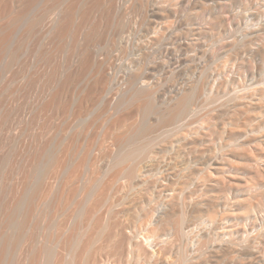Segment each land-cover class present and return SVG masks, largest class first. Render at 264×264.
Listing matches in <instances>:
<instances>
[{"label": "rangeland", "instance_id": "1", "mask_svg": "<svg viewBox=\"0 0 264 264\" xmlns=\"http://www.w3.org/2000/svg\"><path fill=\"white\" fill-rule=\"evenodd\" d=\"M81 1L80 3H83V1ZM109 1H113V5L116 3L115 7L111 5ZM112 1L108 0L110 3V5H108L109 3H107V0H104V2L100 0L98 7L96 6L93 9V14L90 16L92 18L89 17L91 20L82 15L83 11L81 12V9H83V7L80 8L79 14L80 16L82 15L83 18L81 17V19L80 16H78L79 14L75 16V18L78 17V19H81H79L80 21L75 19V21H77L76 23H78V25L76 24L77 28H79V30L76 29V35L73 33L76 36L75 43H73L75 38H70L74 35H70L68 37L69 40L66 38V40L63 39L59 42L55 33L48 36L50 39L46 36H39L37 34H23L21 36L22 40L19 49L16 52L14 50L15 56H18L15 61L12 63L6 60L9 64H5L6 61L1 60L4 65H1L0 68L5 65L7 66L0 69V240L3 239L4 241V237H6V240L8 237H13V241L12 243H6L8 240L4 242L0 241V251L5 250L3 253V260H1L0 264H26L27 254L32 253L37 257H32L33 254L29 255L32 258H29V264H33L34 261L35 264H52V259H48L49 257L44 255L45 253L50 254L52 252H48L49 249L51 250V247H54L53 250L55 253L52 252L50 258H53V254L54 256L56 254V257H54L55 261L58 260L60 263L63 261L61 264L70 263V256L67 259L68 262L66 258L64 260V257L68 256L65 243L69 241L73 243L74 240L75 246L73 244V247L75 250H72L75 251V254L73 251L71 253L75 255V259L72 254L70 255H72L71 259L72 261L75 260L76 264H238L240 258L238 260L237 258L239 256L242 258V255L235 254V252L233 253L232 251V253L230 251L228 253L224 248L226 244L228 246L227 242H231L232 239H235L233 240L234 242H238L243 240V237L245 239L246 236L253 233L254 229H250L249 221L244 220L245 210L241 209L236 202L245 197L247 192V194H250L247 189L245 190V186L246 184H253V176L248 170V167H246L247 164L244 156L235 155L237 153H234L235 151L233 150H237L236 152H240L239 154H241L244 148L245 150L247 149V151L250 149L253 153L256 152L254 149L258 148V145L259 148L264 149V126L257 127V120H259V117H264V110L261 109L258 114V110L253 108V102L256 97H252L253 95L256 96L254 89L258 87L257 84L259 81L264 80V31L250 33L249 29L258 22L256 20H252V22L249 21L252 13H258L260 11L259 15L261 14L263 18L264 0H258V2L256 1L253 5L250 4L248 7L240 4L239 0H189L190 2L188 0H175L177 3L172 0L171 5H169L171 0H142L144 3L140 0ZM198 1L204 3H199ZM23 2L24 0H15L14 2L6 0L0 5V27L4 25L1 19V14L3 12L9 11L16 5L14 11L16 10L15 12L17 14H20V12H22V14L24 13L23 8L25 4H23ZM102 2L103 5H101ZM206 2L207 4L205 5ZM174 3H176V7ZM120 5L124 8L120 7ZM51 6V4L48 5V7ZM80 6L82 5L80 4ZM105 6L113 8L114 10L111 11V9L105 8ZM117 6L123 9L124 16H121L123 15L122 9V13L120 11L119 16L117 13L118 11L115 10L118 9ZM156 6L159 9L160 7H165L167 10L165 8L164 10L168 11L169 15L166 11H163V8H161L162 13L164 12V16L167 14V17H156L152 15L151 13L157 10ZM207 6L209 9L212 8L210 10L208 8L206 9ZM250 6H252V8ZM171 9H173L172 12L174 13L171 12ZM107 12L110 14H107ZM86 20H89L87 24H85ZM254 21H256V23ZM70 39L72 40L71 43H69V41H71ZM70 44L75 45L71 47ZM70 50H73V52L71 53ZM3 53H6V51L4 50ZM9 53H11V55L14 54L13 52ZM41 53L45 55L43 56ZM5 55L8 54L6 53ZM5 55L3 57H5ZM84 57H86L85 60H83ZM74 59L81 60L76 63L77 67L80 68L76 67L77 75L75 79L70 78V80H67L64 75L61 74L63 71L62 68L64 64L67 65L69 63L70 66L68 65V67H72L71 65ZM89 60L91 63L88 62ZM95 63L101 64L103 67L101 68L105 71L102 70L103 73L101 72V75L103 74V77L109 79L104 80L106 82L100 80V83L99 81V87L105 84L103 87L105 92H101V94L99 87L96 86V80L93 82L92 78V69ZM104 73H107L106 75L108 77L105 76ZM135 73H138L137 76L140 78V84L144 82L149 85L150 83L154 91L156 89V99L158 100V98H160L158 102L168 99L171 95L175 94V91L183 88L186 84H192L194 87L195 85L198 86V88L194 89V100H191V108L189 111L191 113L188 112V114H186L185 119L183 118L184 120H181L183 122L179 121V123L175 124V127L177 124L179 126H177V129H174V124L168 125L169 127L172 126L173 128H171L173 130H177L174 133L173 131L171 132L173 133V135L171 134L173 140L169 137V142L171 141L172 143L169 144H178L175 146V149H179V152L178 150L177 152L180 154V157L173 156V162L171 161L172 168L177 171L169 167L172 175L177 173V177L180 179L181 177L183 178V182L178 178V181L181 183L178 181L172 182L176 184L178 182L179 184L177 185L164 181L160 174L162 172H159L161 170L160 168L158 174L156 172L155 176L157 179L159 178L161 180H154L156 177L153 173H155L154 169L156 170V167L149 171L152 172V175L151 173L148 174L149 172H145L144 175L147 174L145 176L142 175L144 176L143 180L137 181V184L133 183L131 188L130 185L128 186L127 179L123 175L114 178V173H111L113 176L109 174L110 177H103L102 174H99L101 173L99 170L102 165L110 158L115 157L118 153L119 147L117 146L118 143H116L115 137L121 136L122 134L127 136L128 132L130 134V132L135 130L137 125L139 126L142 121L150 123L154 119L152 113L148 114L150 116L149 119L148 115H144L142 111H137V114L134 112L132 113L133 115L129 117H123L126 120L124 122V119L122 120L120 115L111 116L109 113L111 104L118 99L122 91L133 83H139L137 80H129V78L133 77L130 75H135ZM94 85L96 87H94ZM238 96L242 99L238 98ZM231 97H236L237 100L236 98H232L231 100ZM83 100L86 102H83ZM210 106L211 108H209ZM224 107L225 110L223 109ZM232 110L236 115L232 113ZM120 120H122V122H120ZM119 123L122 124L120 125ZM163 125L165 124H160L156 127H164L161 128L163 132L165 131L163 129H167L165 128L166 125ZM121 130L125 133L121 132ZM158 130L154 131L158 134L160 129L158 128ZM231 130L234 132L233 136L229 134ZM168 131L169 130L162 134L169 136L170 131ZM115 134H117V136H115ZM148 136L145 135L144 139L141 138L136 140L137 143H135V146L136 144L137 146H145L148 144V139H145ZM126 142L128 141H124V144ZM191 144L193 147H191ZM127 145L128 143H126V146ZM241 145L244 147L243 149ZM233 146H235V148H233ZM130 147L128 145L129 150L131 149ZM191 149L194 152H192ZM194 153L200 155L196 156ZM196 158L197 160H195ZM201 158L202 160H200ZM203 158L206 159L204 160ZM215 159L218 160L219 166L211 165V163H213L211 161H215ZM228 159L232 161L233 164H236L232 166L233 164ZM53 161H55V163ZM204 161H208V163H204ZM263 161L264 157L259 159V164L261 166L262 164L264 166ZM129 163L131 164V162ZM45 164L47 168H45ZM205 164L206 166H204ZM222 164L224 166H221ZM207 166L208 168H206ZM214 166H216V168L221 166L220 168L224 172L221 169L216 170ZM210 167L211 169H209ZM180 171L181 173H185L183 174L184 177L179 173ZM217 178L220 181L222 179V182H228V184L234 187L227 192L229 194L227 196L230 199L229 203L233 201L231 204H229L228 201L226 204V201L217 194L219 192H212L211 190L212 193H210V191L208 193L207 190L210 188V182L214 185V181L218 180ZM239 179H241V181ZM156 183L160 186L156 185ZM237 183L241 185L238 186ZM37 185L39 187H37ZM97 185L98 188L95 187ZM174 185L176 187H174ZM33 187L35 189L37 187V190L34 192L37 191L38 205L36 204L37 207L35 206L30 213L26 224H22L23 229L18 233H14V229H12V225H10L11 218L9 220L14 209L13 205L18 198L24 197L31 189L34 190ZM166 187L168 188L166 189ZM177 187L183 189V192ZM190 187L192 190L196 189L193 194V197L196 195V198L200 197L203 192L204 196H212L214 194L218 197L220 196L219 198L222 205L221 212H223L221 219H223H218L217 222L214 220L213 223H211L212 219L210 222L208 221L210 219H208L205 221V225H200L198 228L195 225V227L192 226L193 232L191 234L192 236L190 235L188 238L190 239L188 240L190 245L188 243V245L186 244L188 246H186V252L184 250L180 251V249L183 248L182 246L185 245L186 239L183 241L184 238L178 239L177 237V240L173 234L171 235L169 232H165L162 238L164 237L163 239L169 240V245H166L165 250L162 245H160L161 242L158 241L162 238L156 239L157 241L155 240L154 243L156 244L154 246H157L154 247V258L152 257V260H150V258H146L145 260L143 258V260H141L142 258H137V255L134 254L133 251H130V247L124 246L125 248H123V250L118 248L115 249V246L112 245L108 238L109 236L107 237L108 233H105L106 235L104 233L101 234L102 236L100 235V228L101 230L103 229L106 218L111 217L112 221H115L114 224L125 225L126 232L134 234L136 240L144 239V237L147 236V232L145 231L150 224V216L156 215L158 211L157 208L163 203L161 199L166 194L181 192L183 193V197L182 194H179L180 198L183 200L184 196L185 198L187 197L186 199L184 198V201L186 200L187 202V195L189 192L187 188L190 189ZM91 188H96L97 190L93 191ZM163 188H165L166 191H164V194H161V189ZM184 189H186V195L184 194ZM51 190L54 192L53 196L55 195L54 197L57 198L55 200L54 197H50L51 199L53 198V200L50 201L49 204ZM54 190H57V192L60 191L59 194L61 197L58 193H56L58 194L56 196ZM234 190H236V192ZM38 193H40L39 196ZM159 194H161V196H158ZM99 199L100 203H98ZM163 199H165V197ZM225 205L226 208H224ZM230 205L234 206L231 207ZM243 210L244 213L241 212ZM233 211L238 215H234ZM231 212L233 213L231 214ZM147 217L149 221L146 220ZM15 221L16 224L20 222L19 216L16 215ZM244 227L246 231H243V229H245ZM257 229H259V227H257ZM77 231L82 233L79 234ZM237 235L238 238L236 237ZM170 240L172 242H170ZM207 242L210 243L207 244ZM56 244L59 245L57 246ZM219 245H221L222 248H218ZM262 246H264V244H262ZM159 249L160 251H158ZM40 250H42V252L45 251V253L38 255V253H41ZM211 250L218 251V254L215 251L213 253ZM202 251H204V253L206 251L207 255L212 252L210 255L211 257L206 256L207 258L205 257L197 260L196 256L198 257V253L204 254ZM225 252L227 253L225 254ZM49 254L47 255L50 256ZM182 255H185L183 259ZM187 257L188 260L186 261L185 258L187 259ZM232 260L234 262H232ZM200 261L203 262L200 263ZM58 262L54 263L53 261V264H59ZM243 263L252 264L250 259L240 260L239 264ZM253 263L255 264V261Z\"/></svg>", "mask_w": 264, "mask_h": 264}, {"label": "bare ground", "instance_id": "2", "mask_svg": "<svg viewBox=\"0 0 264 264\" xmlns=\"http://www.w3.org/2000/svg\"><path fill=\"white\" fill-rule=\"evenodd\" d=\"M6 0H0V5H2L4 2H5ZM15 0H11V2H14ZM81 1V0H80ZM80 1L79 0H24V2H23V4H25V6H24V8H23V10H24V13L22 14V12H20V14H17L15 11H14V8H15V6L14 7H12L9 11H5V12H3L2 14H1V19L3 20V22H4V25H2L1 27H0V67H1V65H4V64H2V61L1 60H9V62H14L15 61V59L18 57V56H15L16 54L14 53V50H15V52L19 49V46H20V44H21V36L23 35V34H37V35H39V36H46V37H48L50 34H52L53 35V33H55L56 35H57V38L59 39V42L60 41H62L63 39L64 40H66V38H68L70 35H76V29H78L79 30V28H77V25H78V23H76L77 21H75V19L77 20L78 19V17H76L75 18V16H77L79 13H80V8L81 7H83V9H81V12L83 13L82 15L84 16V17H87V18H89L90 16H92L91 14H93L92 12H93V9H94V7H98V4L100 3L99 1L100 0H82L83 1V3H80ZM81 1V2H82ZM106 1V0H105ZM112 1V0H111ZM115 1V0H114ZM117 1V0H116ZM140 1H142V0H140ZM169 1V0H168ZM175 1V0H174ZM178 1V0H177ZM189 1V0H188ZM190 1H192V0H190ZM189 1V2H190ZM216 1V0H215ZM214 1V2H215ZM240 1V4H242V5H244L245 7H248L250 4H252L253 5V3L254 2H258V0H239ZM103 2H104V0H103ZM103 2H102V4L101 5H103ZM110 2V1H109ZM108 2V0H107V3H109ZM143 2V1H142ZM176 2V1H175ZM180 2V1H179ZM199 2V1H198ZM111 3V5H113L112 3H113V1L112 2H110ZM110 3L108 4V5H110ZM119 3V2H118ZM144 3V2H143ZM170 4L169 5H171V3H172V0H171V2H169ZM177 3V2H176ZM176 3H174L173 5L176 7L177 5H176ZM187 3V2H186ZM185 3V4H186ZM197 3V2H196ZM199 3H204V2H199ZM219 3V2H218ZM14 4V3H13ZM23 4H21V5H23ZM49 4H51L52 6L51 7H48V5ZM80 4L82 5V6H80ZM115 4L116 3H114V7H115ZM120 4V3H119ZM124 4V3H123ZM122 4V5H123ZM137 4V3H136ZM189 4V3H188ZM207 4V2L205 3V5ZM213 4V3H212ZM211 4V5H212ZM216 4V3H215ZM257 4V3H256ZM107 5V4H106ZM145 5H146V3H145ZM193 5H195V4H193ZM197 5V4H196ZM202 5V4H201ZM204 5V4H203ZM210 5V4H209ZM219 5V4H218ZM217 5V6H218ZM119 6V5H118ZM117 6V8L118 9H115V10H117L118 12V14L120 13V11H121V9L119 8ZM124 6V5H123ZM123 6H121L120 5V7H123ZM144 6V5H143ZM161 6V5H160ZM159 6V7H160ZM174 6H173V8H174ZM213 6V5H212ZM220 6V5H219ZM100 7V6H99ZM152 7H155V6H152ZM195 7V6H194ZM194 7H193V9H194ZM211 7V6H210ZM214 7V6H213ZM216 7V6H215ZM251 8H252V6H250ZM105 8H108V9H111V11H113L114 9L113 8H109L108 6H105ZM124 8V7H123ZM127 8V7H126ZM156 8H157V6H156ZM161 8H163V7H160V9L159 8H157V10H155V11H153V13H151L152 15H155L156 17H161V16H164L163 15V13L167 10L165 7V9L166 10H164V8H163V13H162V10H161ZM203 8H204V6H203ZM208 8V6L206 7V9ZM212 8V7H211ZM210 8V9H211ZM257 8V7H256ZM178 9V8H177ZM190 9H191V6H190ZM205 9V8H204ZM209 9V8H208ZM209 9V10H210ZM218 9V8H217ZM19 10V9H18ZM22 10V11H23ZM170 10V9H169ZM215 10V9H214ZM257 10V9H256ZM122 11H123V9H122ZM122 11H121V13H122ZM173 11V9H171V12ZM175 11V10H174ZM115 12V11H114ZM177 12H178V10H177ZM191 12V11H190ZM205 12V11H204ZM255 12V11H254ZM260 12V11H259ZM259 12L258 13H252V11H251V18H250V22H252V20H256V21H258L257 22V24L256 25H253L252 27H250L249 29H250V33H253V32H258V31H264V15H263V18L261 17L262 15L260 14L259 15ZM109 12H107V14H108ZM117 13H116V15H117ZM166 13L168 14V11H166ZM169 13H170V11H169ZM172 13H174V12H172ZM175 13H176V11H175ZM195 13V12H194ZM110 14V13H109ZM166 14V15H167ZM82 15L80 16V14L78 15V16H80V18L82 17ZM165 15V16H166ZM169 15V14H168ZM172 15V14H171ZM195 15V14H194ZM119 16H120V14H119ZM121 16H124V11H123V15H121ZM164 16V17H165ZM178 16V15H177ZM196 16H197V13H196ZM195 16V17H196ZM167 17V16H166ZM169 17V16H168ZM79 18V19H80ZM83 18V17H82ZM81 18V19H82ZM86 18V19H87ZM90 18H92V17H90ZM89 18V19H90ZM78 19V20H79ZM80 19V20H81ZM85 19V18H84ZM79 20V21H80ZM91 20V19H90ZM217 20V19H216ZM218 20H220V19H218ZM78 21V22H79ZM84 21V20H83ZM89 20H86V23L85 24H87V22H88ZM256 21H254L255 23H256ZM216 22V21H215ZM84 23H83V26H84ZM214 23V22H213ZM217 23V22H216ZM77 24V25H76ZM1 25V24H0ZM251 25V24H250ZM84 28V27H83ZM82 30V29H81ZM79 32V31H78ZM77 32V33H78ZM122 32V31H121ZM74 33V34H73ZM123 33V32H122ZM71 36L70 38H72V39H74L76 36ZM260 35V34H259ZM30 36V35H29ZM28 36V37H29ZM175 37H176V35H175ZM49 38V37H48ZM55 38V37H54ZM177 38V37H176ZM50 39V38H49ZM36 40V39H35ZM34 40V41H35ZM68 40H69V38H68ZM71 40V39H70ZM75 40H76V38L73 40L74 42L73 43H75ZM45 42V41H44ZM44 42H42V43H44ZM72 42V40L71 41H69V43H71ZM35 43H36V41H35ZM34 43V44H35ZM46 43V42H45ZM77 43V42H76ZM48 44V43H47ZM191 44V43H190ZM71 45V47H73L74 45L73 44H70ZM69 45V46H70ZM187 45V44H186ZM41 46V45H40ZM43 46V45H42ZM178 46L180 47V45L178 44ZM189 46H191V45H189ZM76 47V46H75ZM75 47H74V49H75ZM185 47H187V46H185ZM42 48V47H41ZM40 48V49H41ZM190 48V47H189ZM38 49V48H37ZM73 49V48H72ZM4 50L6 51V53L8 54V55H5L6 53H3L4 52ZM42 50V49H41ZM69 50V49H68ZM38 51V50H37ZM40 51V50H39ZM71 51V50H70ZM78 51V50H77ZM80 51V50H79ZM9 52H13L14 54H12L11 55V53H9ZM73 52V50L71 51V53ZM38 53V52H37ZM69 53V52H68ZM70 53V54H71ZM2 54H4L5 55V57H3L4 55H2ZM42 55H43V53H41ZM75 54V53H74ZM81 54V53H80ZM38 55H40V54H38ZM45 55V54H44ZM43 55V56H44ZM75 55H77V54H75ZM7 56V57H6ZM79 56V55H78ZM12 57V58H11ZM38 57V56H37ZM70 57V56H69ZM77 57V56H76ZM75 57V58H76ZM82 57V56H81ZM9 58V59H8ZM42 58V57H41ZM67 58V57H66ZM73 58V57H72ZM85 58L86 57H84V59L83 60H85ZM103 58V57H102ZM68 59V58H67ZM71 59V58H70ZM69 59V60H70ZM77 59V58H76ZM81 59V58H80ZM89 59H90V57H89ZM43 60V59H42ZM75 60V59H74ZM73 60V62L72 61H70V62H72V67H68V65L70 64H64L63 65V71H62V75H64V77L67 79V80H70V78H73V79H75V77H76V75H77V69H76V67H77V62L78 61H81V60H75L74 61ZM93 60V59H92ZM95 60V59H94ZM100 60V59H99ZM4 61V62H5ZM103 61V60H102ZM102 61H101V63H102ZM109 61H110V59H109ZM8 61H6V63L5 64H9V62L7 63ZM87 62V61H86ZM88 62H90V60L88 61ZM98 62V61H97ZM81 63V62H80ZM91 63V62H90ZM93 63V62H92ZM104 63H106V62H104ZM103 63V64H104ZM102 64V65H103ZM107 64V63H106ZM10 65H11V63H10ZM80 65V64H79ZM78 65V66H79ZM85 65H88V64H85ZM5 66H7V65H5ZM5 66H2V68H4ZM9 66V65H8ZM70 66V65H69ZM104 66H106V65H104ZM92 67V66H91ZM102 66H101V64H94V66H93V69H92V74H93V82H95L94 80H96V86H100V84H99V81L100 80H103V82H106V81H104V80H107L108 78H106V77H103L102 75H101V72L103 73V71H104V69H102L101 68ZM2 68H0V69H2ZM69 68H72V69H70V70H68ZM77 68H80V67H77ZM88 68V67H87ZM105 68V67H104ZM78 70H80V69H78ZM103 70V71H102ZM84 71V70H83ZM105 72V71H104ZM131 72V71H130ZM133 72V71H132ZM79 74V73H78ZM105 74V76H107L106 74L107 73H104ZM141 74V73H140ZM140 74H139V76H140ZM138 75V73H135V75L134 74H132V75H130V76H133V77H131V78H129V80H137V81H139V77L137 76ZM63 77V78H64ZM108 77V76H107ZM62 78V77H61ZM64 78V79H65ZM111 78V77H110ZM65 79V80H66ZM109 80V79H108ZM112 80V79H111ZM127 80H128V78H127ZM92 81V80H91ZM90 81V82H91ZM66 82V81H65ZM129 82H131V81H129ZM134 82V81H133ZM100 83H101V81H100ZM222 83V82H221ZM99 84V85H98ZM103 84V83H102ZM93 85V84H92ZM128 85V84H127ZM185 85V84H184ZM194 85V84H193ZM258 85V87L256 88L255 87V91H254V93H255V95L256 96H252L253 98L254 97H256L255 98V101L253 102L254 104H253V108L255 109V110H258L257 112H258V114L260 113V110L261 109H263L264 110V80H260L259 81V83L257 84ZM90 86V85H89ZM95 85H94V87H96ZM105 86V84L104 85H102L101 87H99V91H100V94H101V92L102 93H104L105 91V89L103 88ZM181 86H183V85H181ZM180 86V87H181ZM222 86H223V83H222ZM256 86V85H255ZM155 88H157V87H155ZM196 88H198V86H196L195 85V87L194 86H192V84H190V85H187L186 84V86H183V88H181V89H178L177 91H175L174 93L175 94H173V95H171L168 99H166V100H162L161 102H158L159 100H160V98H158V100L156 99V95H155V91H156V89H155V91H154V88H153V86H151L150 85V83H149V85L146 83H144V82H142L141 84H140V81H139V83L138 82H136L135 84L133 83L131 86H128L124 91H122V93L119 95V97H118V99L113 103V104H111V108H110V114H111V116H116V115H120L122 118V120L124 119L123 117H129V116H131V115H133L132 113H138L139 111H142L143 112V114L144 115H148V114H153V117H154V119H153V121L152 122H146V121H142V123L138 126L137 125V128H135V130H133V131H131L130 132V134H129V132H128V134H127V136H124L123 134L121 135V136H118V137H115L116 138V143H118V147H119V150H118V153L116 154V156L115 157H113V158H110L106 163H104L103 165H102V167L100 168V172L101 173H99V174H102V176L103 177H107V176H109L110 177V175L109 174H111V173H114V178L115 177H118V176H121V175H123L126 179H127V182H128V186L130 185V188L132 187V185H133V183H136L137 184V181H142L143 180V178H144V176L147 174H145L144 175V173L145 172H149V171H151V169L152 168H155L156 167V170L154 169V171H155V173H153V175L155 176V174H156V172H157V174H158V171H159V168L161 169L159 172H162V173H160L161 175H162V178L164 179V181H167V182H169V183H172L173 181L174 182H176V181H178V178L179 177H177V173H175V175H172L171 173H170V169L172 168V165H171V163L173 162L172 160H173V156L175 157H178L180 154L178 153L179 152V149H175V146H177V145H170L169 143H171V141L169 142V140H170V138L172 137V135H173V133L175 132V131H177V130H173L172 128V126H168V125H172V124H174V129L176 128L177 129V126H178V124H177V126L175 127V124L176 123H179V121L180 122H183V121H181L183 118L185 119V116H186V114H188V112L190 111V108H191V100H194V95H195V91H194V89H196ZM213 90V89H212ZM95 91V90H94ZM242 91H244V90H242ZM253 92V91H252ZM85 93V92H84ZM159 93V92H158ZM63 94V93H62ZM88 94V93H87ZM91 94V93H90ZM89 94V95H90ZM172 94V93H171ZM196 94H197V92H196ZM242 94V93H241ZM240 94V95H241ZM246 94V93H245ZM82 95V94H81ZM103 95V94H102ZM102 95H101V97H102ZM235 95V94H234ZM86 96V95H85ZM91 96V95H90ZM251 96V95H250ZM100 97V98H101ZM197 97V96H196ZM84 98V97H83ZM86 98H87V96H86ZM85 98V99H86ZM90 98V97H89ZM104 98V97H103ZM230 98V97H229ZM232 98H234V97H231V100H232ZM236 98V97H235ZM234 98V99H235ZM238 98H240V96H238ZM105 99V98H104ZM240 99H242V98H240ZM196 100V99H195ZM217 100V99H216ZM236 100H237V98H236ZM82 101V100H81ZM85 100H83V102H84ZM104 101V100H103ZM223 101H225V100H223ZM226 101H228V100H226ZM86 102V101H85ZM154 103V104H153ZM221 103V102H220ZM243 103V102H242ZM252 103V102H251ZM216 104V103H215ZM222 104V103H221ZM239 104H240V102H239ZM208 105V104H207ZM217 105V104H216ZM231 105V104H230ZM215 106V105H214ZM219 106V105H218ZM229 106V105H228ZM217 107V106H216ZM215 107V108H216ZM195 108V107H194ZM209 108H211V106L209 107ZM214 108V107H213ZM219 108V107H218ZM228 108V107H227ZM226 108V109H227ZM231 108V107H230ZM207 109V108H206ZM224 110H225V107L223 108ZM229 109V108H228ZM236 109V108H235ZM216 110V109H215ZM222 110V109H221ZM262 110V111H263ZM138 111V112H137ZM194 111V110H193ZM206 111V110H205ZM233 111V110H232ZM251 111V110H250ZM141 112V113H142ZM214 112H216V111H214ZM214 112H212V113H214ZM228 112H230V111H228ZM253 112V111H252ZM189 113H191V112H189ZM204 113H206V112H204ZM208 113V112H207ZM232 113H234V111L232 112ZM215 114V113H214ZM220 114V113H219ZM229 114V113H228ZM235 114V113H234ZM238 114V113H237ZM204 115V114H203ZM210 115V114H209ZM225 115V114H224ZM232 115V114H231ZM236 115V114H235ZM235 115H234V117H235ZM188 116V115H187ZM206 116V115H205ZM229 116V115H228ZM240 116V115H239ZM238 116V117H239ZM261 116V115H260ZM118 117V116H117ZM142 117V116H141ZM145 117V116H144ZM150 116L148 115V118H149ZM208 117H210V116H208ZM217 117V116H216ZM255 117V116H254ZM257 117V116H256ZM113 118V117H112ZM143 118V117H142ZM224 118V117H223ZM230 118V117H229ZM228 118V119H229ZM115 119V118H114ZM113 119V120H114ZM128 119V118H127ZM150 119V118H149ZM183 119V120H184ZM207 119V118H206ZM227 119V118H226ZM238 119V118H237ZM122 120H120V122H122ZM143 120V119H142ZM144 120H145V118H144ZM152 120V119H151ZM208 120V119H207ZM210 120V119H209ZM233 120V119H232ZM250 120V119H249ZM255 120H257V119H255ZM124 122L126 121L125 119L123 120ZM147 121H149V120H147ZM238 121V120H237ZM240 121V120H239ZM123 122V123H124ZM244 122V121H243ZM257 127H262V126H264V117H259V120H257ZM115 123V122H114ZM114 123H113V126H114ZM250 123V122H249ZM120 125L122 124V123H119ZM160 124H165L166 125V127L165 128H167V129H163V130H165V131H163V132H165L166 133V131L167 130H169L170 131V135L169 136H165V135H163L164 133L161 131V128H164V127H159L158 126V128L160 129V132L157 134V132H155L154 130H158V128L156 127L157 125H160ZM183 124V123H182ZM234 124V123H233ZM165 125H163V126H165ZM236 125V124H235ZM242 125V124H241ZM255 125V124H254ZM111 126H112V124H111ZM118 126V125H117ZM240 126V125H239ZM244 126V125H243ZM115 127V126H114ZM168 127H169V129H168ZM172 127V128H171ZM179 127V126H178ZM182 127V126H181ZM254 127V126H253ZM118 128V127H117ZM120 128V127H119ZM155 128V129H154ZM157 128V129H156ZM170 128H171V130H170ZM240 128V127H239ZM180 129V128H179ZM232 129V128H231ZM259 129V128H258ZM234 130V129H233ZM233 130H231V132L229 131V134H230V136H233L234 135V132H233ZM237 130H239V129H237ZM236 130V131H237ZM241 130V129H240ZM244 130V129H243ZM159 131V130H158ZM168 131V132H169ZM173 131V133H171ZM244 131H246V130H244ZM260 131V130H259ZM119 132V131H118ZM121 132H124V131H122L121 130ZM133 132V133H132ZM262 132V131H261ZM125 133V132H124ZM156 133V134H155ZM163 133V134H162ZM237 133V132H236ZM159 134H162V135H159ZM172 134V135H171ZM228 134V135H229ZM263 134V133H262ZM148 136V137H146L145 139H148V144H146L145 146L143 145V146H137V144H136V146H135V143H137L136 142V140H139V139H141V138H143L144 139V136ZM184 135V134H183ZM182 135V136H183ZM236 135V134H235ZM115 136H117V134H115ZM229 136V137H230ZM240 136V135H239ZM238 136V137H239ZM264 136V135H263ZM262 136V137H263ZM170 137V138H169ZM185 137V136H184ZM227 137V136H226ZM228 137V138H229ZM183 138V137H182ZM231 138V137H230ZM172 139V138H171ZM186 139V138H185ZM234 139V138H233ZM232 139V140H233ZM243 139V138H242ZM173 140V139H172ZM174 140H175V138H174ZM202 140V139H201ZM200 140V141H201ZM234 140H236V139H234ZM245 140V139H244ZM124 141H128V142H126V143H128V145H129V147L131 148L130 150H129V148H128V145L126 146V143L124 144ZM146 141V140H145ZM229 141V140H228ZM246 141V140H245ZM174 142V141H173ZM232 142V141H231ZM247 142V141H246ZM139 143V142H138ZM178 143V142H177ZM227 143V142H226ZM242 143H244V142H242ZM257 143V142H256ZM260 143V142H259ZM172 144V143H171ZM176 144V143H175ZM238 144V143H237ZM184 145V144H183ZM192 145V144H191ZM221 145V144H220ZM224 145V144H223ZM227 145V144H226ZM236 145V144H235ZM256 145V144H255ZM254 145V146H255ZM125 146V147H124ZM182 146V145H181ZM185 146V145H184ZM229 146V145H228ZM238 146H240V145H238ZM253 146V147H254ZM116 147V146H115ZM179 147V146H178ZM186 147V146H185ZM191 147H193V145L191 146ZM222 147V146H221ZM226 147V146H225ZM230 147V146H229ZM232 147V146H231ZM237 147V146H236ZM258 148H259V145L257 146ZM117 148V147H116ZM127 148V149H126ZM181 148V147H180ZM233 148H235V146H233ZM238 148V147H237ZM241 148L243 149L244 147H242V145H241ZM252 148V147H251ZM255 148L254 149V151H256V152H252L250 149L247 151V149L245 150V148L242 150V153L241 154H239L240 152H236L237 150H233V151H235L234 153H237V154H235V155H243L244 156V158H245V160H246V167H248V170L251 172V174H252V176H253V184L251 185H247L246 184V186H245V190L247 189V191H249V193L250 194H247L246 193V196L245 197H243V198H241L240 200H237V198H236V202L238 203V205H239V207H241V209H244L245 210V213H244V210L243 211H241V212H243L244 213V220H248L249 221V226H250V229H254L253 230V233L252 234H250L249 236H246V238L244 239V237H243V240H240V241H238V242H234L233 240H235V239H232L231 240V242L229 241V242H227L228 243V246H227V244H226V247L224 248V250L225 251H227L228 253H229V251L231 252H235V254H239V255H242V258H241V256H237L238 258H237V260L240 262V260H242V259H245V260H249L250 259V262H252V264H254L253 262L255 261V264L257 263V264H262V263H264V246H262V244H264V166H263V164H262V166L259 164V159H261V158H263L264 157V149H261V148ZM66 149V148H65ZM64 149V150H65ZM157 149V150H156ZM231 149V148H230ZM229 149V150H230ZM67 150V149H66ZM177 150H178V152H177ZM182 150V149H181ZM184 150V149H183ZM186 150V149H185ZM228 150V151H229ZM68 151V150H67ZM115 151H117V150H115ZM191 151H192V149H191ZM225 151H226V149H225ZM239 151H241V150H239ZM181 152V151H180ZM185 152V151H184ZM192 152H194V151H192ZM231 153V152H230ZM233 153V152H232ZM114 154V153H113ZM112 154V155H113ZM178 154V155H177ZM182 154V153H181ZM188 154V153H187ZM191 154V153H190ZM195 154V153H194ZM229 154V153H228ZM196 155V154H195ZM197 155H200V154H197ZM196 155V156H197ZM235 155H234V157H235ZM109 156H111V155H109ZM187 156V155H186ZM194 156V155H193ZM230 156H231V154H230ZM180 157V156H179ZM195 157V156H194ZM199 157V156H198ZM207 157V156H206ZM213 157V156H212ZM211 157V158H212ZM162 158V159H161ZM183 158V157H182ZM187 158V157H186ZM189 158H190V156H189ZM209 158H210V156H209ZM208 158V159H209ZM219 158V157H218ZM185 159V158H184ZM188 159V158H187ZM204 159V158H203ZM206 159V158H205ZM204 159V160H205ZM207 159V160H208ZM54 160V159H53ZM177 160V159H176ZM191 160V159H190ZM195 160H197V158L195 159ZM200 160H202V158L200 159ZM229 160V159H228ZM172 161V162H171ZM181 161V160H180ZM185 161V160H184ZM188 161V160H187ZM186 161V162H187ZM218 160H216L215 159V161H211V162H213V163H211V165H217V166H219L218 165V162H217ZM230 161V160H229ZM52 162V161H51ZM54 163H55V161H53ZM57 162V161H56ZM129 162H131V164L129 163ZM203 162V161H202ZM201 162V163H202ZM207 163H208V161H206ZM205 161H204V163H206ZM226 162V161H225ZM228 162V161H227ZM231 163H232V161H230ZM261 162V161H260ZM264 162V161H263ZM174 163H176V162H174ZM221 163H224V162H221ZM220 163V164H221ZM234 163H235V161H234ZM192 164V163H191ZM197 164H200V163H197ZM228 164H229V162H228ZM233 164V163H232ZM236 164V163H235ZM235 164H233L232 166H234ZM243 164H245V163H243ZM181 165V164H180ZM209 165V164H208ZM210 165V166H211ZM44 166H46V164L44 165ZM49 166H51V165H49ZM49 166H48V168H49ZM185 166V165H184ZM197 166V165H196ZM201 166H202V164H201ZM204 166H206V164L204 165ZM221 166H224L223 164L221 165ZM220 166V167H221ZM227 166V165H226ZM237 166H238V164H237ZM240 166V165H239ZM169 167H170V169H169ZM175 167H177V166H175ZM179 167V166H178ZM190 167L192 168V166L190 165ZM216 168V166H214V168L217 170V169H221V168ZM45 168H47V166L45 167ZM44 168V169H45ZM162 168H164V169H162ZM187 168H188V166H187ZM200 168V167H199ZM206 168H208V166L206 167ZM234 168H236V167H234ZM172 169H174V168H172ZM201 169L203 170V168L201 167ZM201 169H200V171H201ZM204 169H205V167H204ZM209 169H211V167L209 168ZM230 169V168H229ZM48 170V169H47ZM153 170V169H152ZM175 170V169H174ZM173 170V171H174ZM180 170H182V169H180ZM188 170V169H187ZM191 170V169H190ZM189 170V171H190ZM222 170V169H221ZM236 170V169H235ZM244 170V169H243ZM46 171V170H45ZM97 171V170H96ZM95 171V172H96ZM153 171V172H154ZM169 171V172H168ZM173 171H171V172H173ZM175 171H177V170H175ZM178 171H179V169H178ZM184 171V170H183ZM223 171V170H222ZM226 171V170H225ZM47 172V171H46ZM98 172V171H97ZM168 172V173H167ZM224 172V171H223ZM151 173V175H152V172H149L148 174H150ZM165 173V174H164ZM180 174H185V173H181V171L179 172ZM203 173V172H202ZM202 173H201V175H202ZM207 173V172H206ZM209 173H213V172H209ZM208 173V174H209ZM218 173V172H217ZM49 174V173H48ZM164 174V175H163ZM142 175H144V176H142ZM160 175V176H161ZM181 175V176H182ZM212 175V174H211ZM229 175H231V174H229ZM204 176V175H203ZM205 176H206V174H205ZM204 176V177H205ZM210 176V175H209ZM147 177V176H146ZM145 177V178H146ZM148 177H149V175H148ZM156 177V176H155ZM183 177H184V175H183ZM187 177V176H186ZM202 177V176H201ZM208 177V176H207ZM206 177V179L208 180V178ZM219 177V176H218ZM112 178V177H111ZM151 178H153V177H151ZM161 178V177H160ZM211 178V177H210ZM216 178V177H215ZM214 178V179H215ZM236 178L238 179V177L236 176ZM240 178H242V177H240ZM245 178V177H244ZM250 178H251V176H250ZM106 179V178H105ZM113 179V178H112ZM111 179V180H112ZM159 179V178H158ZM157 179V177H156V179H154V180H158ZM182 177H181V179L179 178V180H181L182 181ZM186 179V178H185ZM200 179V178H199ZM218 179V178H217ZM221 179V178H220ZM222 179H223V177H222ZM221 179V181L219 180H213L214 182H215V184L214 185H212L211 184V180L209 181L210 182V185H209V187L210 188H208V193H209V191H210V193H212V192H219V193H217V194H219L220 196H221V198H223L225 201H226V204H227V201H228V203H229V201H230V199L228 198V196L227 195H229L227 192H228V190L230 189V190H232V187L233 186H231L230 184H228V182L226 183V182H222L223 180ZM225 179V178H224ZM231 179H233V178H231ZM104 180V179H103ZM108 180V179H107ZM146 180V179H145ZM153 180V179H152ZM159 180H161V179H159ZM240 181H241V179H239ZM245 180V179H244ZM136 181V182H135ZM188 181V180H187ZM225 181V180H224ZM230 181V180H229ZM239 181V182H240ZM243 181V180H242ZM157 182V181H156ZM159 182V181H158ZM178 182H180V181H178ZM177 182V184H179ZM183 182V181H182ZM186 182V181H185ZM197 182V181H196ZM206 182V181H205ZM245 182V181H244ZM145 183V182H144ZM161 183H162V181H161ZM168 183V184H169ZM181 183V182H180ZM187 183V182H186ZM199 183V182H198ZM231 183V182H230ZM248 183V182H247ZM58 184V183H57ZM172 184H176V183H172ZM176 184V185H177ZM185 184V183H184ZM235 184V183H234ZM238 184V183H237ZM236 184V185H237ZM96 185V184H95ZM99 185H100V183H99ZM156 185H159L158 183H156ZM161 185H163V184H161ZM167 185V184H166ZM165 185V186H166ZM183 185V184H182ZM200 185V184H199ZM241 184H238V186H240ZM93 186V185H92ZM160 186V185H159ZM168 186V185H167ZM170 186V185H169ZM173 186V185H172ZM191 186V185H190ZM193 186V185H192ZM196 186V185H195ZM207 186V185H206ZM235 186V185H234ZM35 187V186H34ZM33 187V188H34ZM37 187H39L38 185H37ZM37 187H36V189L34 188V190H30L28 193H26V195H24V197H22V198H18L17 200H16V202H15V204L13 205V207H14V209H13V211H12V215H10V217H9V220H10V218H11V222H10V225H12V229H14L13 231H14V233H18L19 231H21L22 229H23V225L22 224H26V222H27V220H28V217H29V215H30V213L33 211V209H34V207L36 206L37 207V201H38V198H37V191L36 192H34L35 190H37ZM57 187V186H56ZM60 187V186H59ZM96 188H98V185L97 186H95ZM162 187V186H161ZM174 187H176L175 185H174ZM181 187V186H180ZM180 187H177V188H180ZM236 187V186H235ZM242 187V186H241ZM50 188V187H49ZM54 188V187H53ZM58 188V187H57ZM93 189V188H91V190L93 189V191H95V190H97V189ZM99 188H101V187H99ZM168 187H166V189H167ZM169 188H171V187H169ZM182 188V187H181ZM180 188V189H181ZM184 188H185V186H184ZM206 188V187H205ZM234 188V187H233ZM240 188V187H239ZM244 188V187H243ZM39 189V188H38ZM56 189V188H55ZM60 189V188H59ZM155 189V188H154ZM159 189V188H158ZM165 188H163V189H161V191L163 192H161V194H164V191H166V189L164 190ZM174 189V188H173ZM188 190L187 191H189L188 192V199H189V201H188V199H187V202H186V200L184 201V198H185V196H184V198H183V200H182V198H180V195L179 194H182V197H183V193H181L180 192V190H179V192L180 193H177V192H172V193H169V194H166L164 197H165V199H161L162 201H163V203H162V205H160V209L159 208H157L158 209V211H157V213H156V215H151L150 216V224L147 226V229H146V231L145 232H147V236L146 237H144V239H140V240H136V236L134 235V234H131L130 232L128 233V232H126V230H125V225L123 226L122 224H114V222L112 221V218L111 217H108V218H106V221L104 222V224H103V229L101 230V228H100V231L101 232H99L100 233V235L101 234H105V233H108V235H107V237L109 238V240L111 241V243H112V245H114L115 246V249H120V250H123V248H125L124 246H127V247H130L131 248V250L130 251H133V253L134 254H136L137 255V258H142L141 260H143V258H144V260L147 258V259H149L150 258V260H152L153 258H154V253H155V248L154 247H156V246H154L156 243H154L155 242V240L156 239H160V238H162V236L163 235H165V232H169L171 235L173 234L175 237H176V239H177V237H178V239H182V238H184L183 239V241L185 240V245H183L182 247H180V248H182V249H180V251H182V250H184L185 252H186V246L190 243L188 240H190V239H188L189 238V236L192 234V226L193 227H195V226H197V228H198V226H200V225H205V221L206 220H208V219H210V220H208L209 222L211 221V219H212V222L211 223H213V221L214 220H216V222H217V220L219 219H221V217H222V213L223 212H221L222 210H221V207H222V205H221V200H220V196L218 197L216 194H214V195H212V196H209L208 194V196H204L203 194H204V192L200 195V197H193V194H194V192L196 191V189L195 190H192V188L190 187V189L189 188H187ZM193 189H194V187H193ZM201 189V188H200ZM202 189H204V188H202ZM210 189V190H209ZM242 189V188H241ZM40 190V189H39ZM48 190H50V189H48ZM58 190V189H57ZM57 190L55 191V194L56 193H58L59 194V192H57ZM61 190V189H60ZM168 190H170V189H168ZM175 190H176V188H175ZM183 189H181V191H182ZM211 190H212V192H211ZM52 191V190H51ZM50 191V192H51ZM64 191V190H63ZM62 191V192H63ZM173 191V190H172ZM184 191H185V195H186V189H184ZM206 191V190H205ZM206 191V192H207ZM235 192H236V190H234ZM157 192V191H156ZM159 192V191H158ZM183 192V191H182ZM201 192V191H200ZM53 191L51 192V194H52V196H51V194H50V196H49V198L50 197H54L53 196ZM65 193V192H64ZM98 193V192H97ZM229 193H230V191H229ZM241 193V192H240ZM245 193V192H244ZM39 194L40 193H38V196H39ZM48 194V193H47ZM58 194H56V196L58 195ZM63 194V193H62ZM101 194H102V192H101ZM161 194H159L158 196H161ZM196 194V193H195ZM206 194V193H205ZM232 194V193H231ZM239 194V193H238ZM156 195V194H155ZM233 195V194H232ZM243 195V194H242ZM245 195V194H244ZM59 196L61 197V195L59 194ZM95 196V195H94ZM98 196V195H97ZM55 198V197H54ZM57 198V197H56ZM56 198H55V200H56ZM59 198V197H58ZM64 198V197H63ZM62 198V199H63ZM96 198V197H95ZM187 198V197H186ZM185 198V199H186ZM159 199H160V197H159ZM227 199V200H226ZM53 200V198L51 199H49V204H50V201H52ZM95 200V199H94ZM131 201V200H130ZM133 201V200H132ZM159 201V200H158ZM235 201V200H234ZM54 202V201H53ZM58 202V201H57ZM56 202V203H57ZM224 202V201H223ZM233 201H231L229 204H231ZM235 202V203H236ZM97 203V202H96ZM98 203H100V199H99V201H98ZM97 203V204H98ZM37 204V205H36ZM60 204V203H59ZM96 204V205H97ZM225 204V203H224ZM228 204V205H229ZM95 205V204H94ZM157 205V204H156ZM155 205V206H156ZM235 205H237V204H235ZM58 206V205H57ZM99 206V205H98ZM157 206H159V205H157ZM224 206V205H223ZM231 206V205H230ZM232 206H234V205H232ZM231 206V207H232ZM48 207V206H47ZM228 207V206H227ZM55 208V207H54ZM224 208H226V205H225V207ZM229 208V207H228ZM234 208V207H233ZM49 209V208H48ZM97 209V208H96ZM156 209V210H157ZM240 209V208H239ZM89 210V209H88ZM224 210H226V209H224ZM231 210H232V208H231ZM109 211V210H108ZM153 211V210H152ZM234 212V211H233ZM233 212H231V214L233 213ZM240 212V213H241ZM260 212H261V214H260ZM79 213V212H78ZM91 213V212H90ZM89 213V214H90ZM110 213V212H109ZM152 213H154V212H152ZM225 213V212H224ZM228 213V212H227ZM239 213V214H240ZM263 213V214H262ZM50 214V213H49ZM77 214V213H76ZM155 214V213H154ZM237 213L236 212H234V215H236ZM16 215L17 216H19V218H20V222L18 223V224H16V221H15V218H16ZM44 215V214H43ZM79 215V214H78ZM238 215V214H237ZM236 215V216H237ZM260 215V216H259ZM77 216V215H76ZM75 216V217H76ZM80 216V215H79ZM147 216H149V215H147ZM242 216V215H241ZM259 216V217H258ZM81 217V216H80ZM235 217V216H234ZM78 218V217H77ZM76 218V219H77ZM83 218V217H82ZM136 218V217H135ZM140 218V217H139ZM237 218V217H236ZM246 218V219H245ZM30 219V218H29ZM84 219V218H83ZM223 219V218H222ZM221 219V220H222ZM78 220V219H77ZM87 220V219H86ZM114 220V219H113ZM147 221H149V219H148V217H147V219H146ZM260 222H259V221ZM137 221V220H136ZM247 221V222H248ZM79 222V221H78ZM102 222V223H103ZM246 222V221H245ZM257 222H259V223H257ZM74 223V222H73ZM86 223V222H85ZM149 223V222H148ZM217 224V223H216ZM220 224H221V222H220ZM245 224V223H244ZM74 225V224H73ZM195 225V226H194ZM218 225V224H217ZM77 226V225H76ZM78 226H79V224H78ZM80 226H81V224H80ZM86 226V225H85ZM102 226V225H101ZM100 226V227H101ZM145 226H146V224H145ZM210 226V225H209ZM213 226H214V224H213ZM248 226V227H249ZM140 227V226H139ZM230 227V226H229ZM233 227V226H232ZM257 227H259V229H257ZM76 228V227H75ZM84 228V227H83ZM242 228V227H241ZM245 228V227H244ZM80 229H82V228H80ZM84 229H86V228H84ZM193 229H196V228H193ZM248 229V228H247ZM207 230V229H206ZM209 230V229H208ZM79 231V230H78ZM77 231V232H78ZM85 231V230H84ZM99 231V230H98ZM195 231V230H194ZM222 231V230H221ZM243 231H246V228L245 229H243ZM255 231V232H254ZM87 232V231H86ZM206 232V231H205ZM212 232V231H211ZM242 232V231H241ZM248 232V231H247ZM246 232V233H247ZM74 233V232H73ZM79 233V232H78ZM80 233H82V232H80ZM79 233V234H80ZM98 233V234H99ZM164 233V234H163ZM207 233V232H206ZM234 233V232H233ZM83 234H84V232H83ZM169 234V235H170ZM240 234V233H239ZM238 234V235H239ZM245 234V233H244ZM62 235V234H61ZM76 235V234H75ZM74 235V236H75ZM106 235V234H105ZM207 235V234H206ZM231 235H232V232H231ZM236 235V234H235ZM238 235L236 236L237 238H238ZM242 235V234H241ZM248 235V234H247ZM79 236V235H78ZM84 236V235H83ZM86 236V235H85ZM102 236V235H101ZM167 236V235H166ZM165 236V237H166ZM173 236V237H174ZM192 236V235H191ZM244 236V235H243ZM4 237V236H3ZM2 237V238H3ZM8 237V236H7ZM15 237V236H14ZM63 237V236H62ZM88 237V236H87ZM167 237H169V236H167ZM172 237V238H173ZM175 237H174V239H175ZM234 237V236H233ZM232 237V238H233ZM240 237V236H239ZM5 238V240L4 241H7L6 243H12V239H13V237H11V238H9L8 237V239L6 240V237H4ZM26 238V237H25ZM24 238V239H25ZM69 238V237H68ZM77 238H79V237H77ZM77 238H76V240H77ZM97 238V237H96ZM102 238V237H101ZM164 238V237H163ZM162 238V239H163ZM171 238V239H172ZM191 238V237H190ZM197 238V237H196ZM206 238V237H205ZM22 239V238H21ZM71 239V238H70ZM75 239V238H74ZM104 239V238H103ZM107 239V238H106ZM162 239H160V240H162ZM177 239V240H178ZM210 239V238H209ZM209 239H208V241H209ZM15 240L17 241V239L15 238ZM14 240V241H15ZM23 240V239H22ZM21 240V241H22ZM78 240H81V239H78ZM109 240H108V242H109ZM160 240H158L159 242H161V244L160 245H162V247H163V249L165 250V247H166V245L169 243V240H165V239H163L162 241H160ZM194 240V239H193ZM204 240V239H203ZM207 240V239H206ZM239 240V239H238ZM0 241H3V239L2 240H0ZM3 241V242H4ZM15 241V242H16ZM20 241V242H21ZM24 241V240H23ZM66 241H68V240H66ZM75 241V240H74ZM73 241V243L71 244L70 243V241L69 242H66L65 244V247H66V251H67V254H68V256H66V257H64V260H65V258H66V260L68 259V257L70 256V263H65V264H76L75 262V260H73L72 261V255H73V258H74V254H75V249H74V247H73V244L75 243ZM96 241H97V239H96ZM157 241V240H156ZM172 241H173V239H172ZM171 240H170V242H172ZM180 241V240H179ZM78 242H80V241H78ZM77 242V243H78ZM203 242H205V241H203ZM216 242V241H215ZM30 243V242H29ZM52 243V242H51ZM68 243V244H67ZM188 243V244H187ZM208 243H210V242H207V244ZM220 243V242H219ZM222 243V242H221ZM4 244V243H3ZM20 244V243H19ZM78 244H80V243H78ZM174 244V243H173ZM172 244V245H173ZM187 244V245H186ZM192 244V243H191ZM194 244V243H193ZM195 244H196V242H195ZM199 244V243H198ZM256 244V245H255ZM14 245V244H13ZM30 245V244H29ZM32 245V244H31ZM57 245V244H56ZM59 245V244H58ZM57 245V246H58ZM169 245V244H168ZM171 245V244H170ZM175 245V244H174ZM190 245V244H189ZM218 245V244H217ZM216 245V246H217ZM52 246V245H51ZM55 246V245H54ZM74 246H75V244H74ZM179 246V245H178ZM195 246V245H194ZM204 246H205V244H204ZM211 246H213V245H211ZM210 246V247H211ZM7 247V246H6ZM12 247V246H11ZM10 247V248H11ZM31 247V246H30ZM37 247V246H36ZM35 247V248H36ZM64 247V248H65ZM159 247V246H158ZM188 247V246H187ZM206 247V246H205ZM208 247V246H207ZM224 247V246H223ZM3 248V247H2ZM8 248V247H7ZM13 248V247H12ZM34 248V249H35ZM54 248V247H53ZM53 248L51 247V250L49 249L48 250V252H53V253H55L54 252V250H53ZM160 248V247H159ZM173 248V247H172ZM190 248H192V247H190ZM198 248H200V247H198ZM202 248V247H201ZM218 248H222L221 247V245H219V247ZM4 249H6V248H4ZM37 249V248H36ZM72 249H74V250H72ZM189 249V248H188ZM187 249V250H188ZM210 249V248H209ZM38 250V249H37ZM46 250V249H45ZM57 250V249H56ZM55 250V251H56ZM200 250V249H199ZM215 250H216V248H215ZM214 250V251H215ZM222 250V249H221ZM223 250V251H224ZM4 251L5 250H3V251H0V262H1V260H3V253H4ZM39 251V250H38ZM59 251V250H58ZM57 251V252H58ZM74 252V254H72L71 252ZM158 251H160V249L158 250ZM192 251V250H191ZM211 251H213V250H211ZM214 251H213V253H214ZM222 251V252H223ZM31 252V251H30ZM40 252L41 253H38V255L39 254H44L45 253V251L44 252H42V250H40ZM47 252V251H46ZM52 252L50 253V254H52ZM162 252V251H161ZM203 253H204V251H202ZM208 252V251H207ZM210 252V251H209ZM216 252V251H215ZM218 252V251H217ZM216 252V253H217ZM227 252H225V254L227 253ZM231 252V253H232ZM123 253H124V251H123ZM130 253V252H129ZM180 253V252H179ZM188 253V252H187ZM26 254H27V252H26ZM33 255H34V253H32ZM32 254H27L28 255V257L25 255V253H24V255L27 257L26 258V260H27V262H25L26 264L28 263L29 264V262H28V260H30L29 258H31L29 255H32ZM35 254H37V253H35ZM47 254H49V253H45L44 255L45 256H47V257H49L48 259H52L51 260V262H52V264H53V261H54V263H56V262H58V260L57 261H55V258L54 257H56V254H55V256H54V254L52 255L53 256V258H50L51 257V255L50 256H48ZM59 254V253H58ZM64 254V253H63ZM70 254H72V255H70ZM77 254V253H76ZM79 254V253H78ZM186 254V253H185ZM197 254V253H196ZM200 253H198V257L196 256V259L198 260V259H203V258H205L206 256L208 257V256H210L211 254H212V252L209 254L208 253V255L206 254V251H205V253L204 254H200ZM206 254V255H205ZM218 254V253H217ZM32 255V257H37L36 255H34L33 256ZM157 255V254H156ZM193 255V254H192ZM219 255H220V253H219ZM228 255V254H227ZM230 255V254H229ZM41 256V255H40ZM61 256V255H60ZM65 256V255H64ZM134 256V255H133ZM183 257H182V259L185 257V255H182ZM188 256V255H187ZM195 256V255H194ZM236 256V255H235ZM7 257V256H6ZM39 257V256H38ZM62 257V256H61ZM61 257H58V258H61ZM153 257V258H152ZM206 257V258H207ZM211 257V256H210ZM209 257V258H210ZM214 257V256H213ZM220 257V256H219ZM35 258H33V259H35ZM152 258V259H151ZM234 258V257H233ZM236 258V257H235ZM32 259V258H31ZM75 259V258H74ZM182 259H180L181 261H184V260H182ZM149 260V261H150ZM185 260L187 261L188 260V257H187V259L185 258ZM194 260V259H193ZM214 260V259H213ZM213 260H212V262H213ZM217 260V259H216ZM236 260V259H235ZM251 260H253V261H251ZM149 261H148V263H149ZM205 261V260H204ZM244 261V260H243ZM5 262V261H4ZM32 262V261H31ZM36 262H37V259H36ZM49 262H50V260H49ZM50 262V263H51ZM63 261H61V263H62ZM67 262H68V260H67ZM153 262V261H152ZM185 262V261H184ZM203 262V261H202ZM201 261H200V263H202ZM218 262V261H217ZM232 262H234L233 260H232ZM239 262H238V264H239ZM247 262V261H246ZM249 262V261H248ZM59 264H61L60 263V261L58 262ZM156 263H158V262H156ZM32 264V263H31ZM33 264H35V261L33 262ZM64 264V263H63ZM81 264H83V263H81ZM184 264V263H183ZM195 264V263H194ZM215 264V263H214ZM218 264V263H217ZM220 264V263H219ZM232 264V263H231ZM244 264V263H243Z\"/></svg>", "mask_w": 264, "mask_h": 264}]
</instances>
